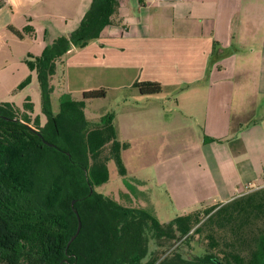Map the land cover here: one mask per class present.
I'll return each mask as SVG.
<instances>
[{"label":"trees","instance_id":"obj_1","mask_svg":"<svg viewBox=\"0 0 264 264\" xmlns=\"http://www.w3.org/2000/svg\"><path fill=\"white\" fill-rule=\"evenodd\" d=\"M118 14V0H92L75 31L40 56L28 54L31 74L15 91L36 75L44 121L30 97L23 107L0 103V264H264V188L164 224L97 192L111 178L110 162L127 174L122 152L129 144L118 140L111 115L94 125L84 113L87 100L108 91L84 92L80 101L64 93L55 113L52 80L58 75L65 86L70 52L99 40ZM10 30L20 39L35 36L32 25ZM135 87L144 96L164 90L159 82ZM75 209L82 229L68 247L79 227ZM205 232L207 255L186 259L181 245ZM152 241L161 249L152 251Z\"/></svg>","mask_w":264,"mask_h":264},{"label":"crops","instance_id":"obj_2","mask_svg":"<svg viewBox=\"0 0 264 264\" xmlns=\"http://www.w3.org/2000/svg\"><path fill=\"white\" fill-rule=\"evenodd\" d=\"M45 1L0 0V52L2 35L10 33L6 38L15 43L20 38L10 26L22 30L30 25L35 18L32 6ZM76 1L73 16L80 25L92 0ZM118 2V22L107 27L99 40L70 52L66 63L69 92L84 93L101 86L139 91L136 83L159 82L164 90L144 98L151 102L148 107L123 116L127 122H134L138 114L146 117V128L172 132L171 143L181 138L173 136L184 125L179 124V114L200 122L204 137L197 148L204 173L190 186L199 196L196 204H203L202 208L208 203L226 204L249 192V187L264 186V124L252 119L257 116L258 102L264 100V0ZM59 35L47 37L46 46ZM128 96L142 99L137 93ZM122 118L120 130L128 127L134 132L138 125L127 124L124 129ZM258 133L263 136L256 139Z\"/></svg>","mask_w":264,"mask_h":264},{"label":"rangeland","instance_id":"obj_3","mask_svg":"<svg viewBox=\"0 0 264 264\" xmlns=\"http://www.w3.org/2000/svg\"><path fill=\"white\" fill-rule=\"evenodd\" d=\"M32 7H34L32 13L35 18L30 20L29 24L36 28L34 37H28L24 41L14 39L15 43H13L10 41L11 39L6 38L12 36L10 33L5 32L2 35L4 45L0 52V103L10 102L23 107L27 98L30 97L35 104L34 116H42L41 92L36 75L31 85L17 92L15 91L31 74L28 65L24 62L30 54L26 51H35L40 56L46 48L47 37L57 36L59 33L65 35L64 32L66 31H75L79 24H76L73 13L78 7V2L76 0H47L42 5ZM38 47H43L41 52H38ZM65 75V86L62 83L59 84L58 75L52 80V85L55 87L53 94V110L55 113L60 111L64 93H68L70 99L73 100L80 101L83 99V93L69 92L67 88V70ZM101 88L108 91L107 96L87 100L84 108L85 116L92 124L97 125L111 115L118 140L128 143L129 147L122 152L127 174L121 176L115 162H110L111 178L108 183L97 187V192L114 199L123 206L143 209L163 224L184 215L186 212L189 213L202 208L203 204L195 203L199 196L190 187L195 186L193 180L199 174L204 173L202 166L199 164L202 160H200V151L197 148L198 140L204 137L203 126L200 125V122L198 123L195 119L179 114L177 116L179 124L183 123L184 125L173 136L178 135L181 138L174 139L175 143H171L172 132L157 133L153 132L156 129L146 128L143 124L147 120L146 117L138 114L135 116L134 122H127V119L123 116V114H128L133 109L139 111V109L142 110L148 107L151 102L144 98H150L149 96L140 95V91L137 90L125 91L119 89L115 91L106 86L93 90ZM133 93H137L142 99L135 100V98L128 96ZM126 99H129V102H126ZM256 112L257 116L252 119H258L264 124V100L258 102ZM121 117H123V124L126 122L124 129L127 124L135 125L136 123L138 125L136 130L134 132L129 131L127 127L122 132L120 130ZM42 119L44 121L43 116ZM262 128H264V125ZM249 134L253 138V133L250 132ZM262 136L263 134L258 133L256 139ZM123 137L128 138V140H125V138L123 140ZM148 140L152 142L148 143ZM147 144L155 146L148 149L143 146ZM188 179H190L189 182ZM173 181L175 182L173 183ZM174 184L178 185L179 191L176 190V192L173 189L172 185ZM201 188L203 189V186L197 185V189ZM262 188L264 186L258 187L254 191ZM207 191L210 192V189ZM203 196L205 194L202 193L201 197ZM204 199L208 201V198L205 197ZM205 205L210 206L211 204ZM208 243L205 232L195 235L188 243L181 245V242H179L178 245L182 246L181 252L186 259H194L207 255L209 252ZM159 249L161 248L152 241L151 250L157 251Z\"/></svg>","mask_w":264,"mask_h":264},{"label":"water","instance_id":"obj_4","mask_svg":"<svg viewBox=\"0 0 264 264\" xmlns=\"http://www.w3.org/2000/svg\"><path fill=\"white\" fill-rule=\"evenodd\" d=\"M46 144L50 145V146H53L52 144L48 143L47 141H44ZM74 204L75 202H73V207H74ZM75 213L77 214V217H78V221H79V227H78V231L77 233L73 236V238L70 240L69 244H68V247L72 244V242L77 238V236L79 235V233L81 232V229H82V220H81V217L79 215V212L75 209Z\"/></svg>","mask_w":264,"mask_h":264},{"label":"built area","instance_id":"obj_5","mask_svg":"<svg viewBox=\"0 0 264 264\" xmlns=\"http://www.w3.org/2000/svg\"><path fill=\"white\" fill-rule=\"evenodd\" d=\"M258 187H249L248 188V190H249V192H252V191H254L255 189H257Z\"/></svg>","mask_w":264,"mask_h":264}]
</instances>
